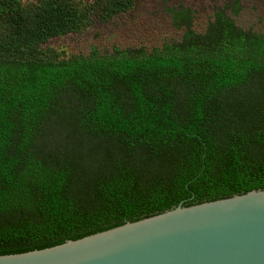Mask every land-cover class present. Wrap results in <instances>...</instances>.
Masks as SVG:
<instances>
[{
	"label": "trees",
	"instance_id": "16d2710c",
	"mask_svg": "<svg viewBox=\"0 0 264 264\" xmlns=\"http://www.w3.org/2000/svg\"><path fill=\"white\" fill-rule=\"evenodd\" d=\"M133 7L0 0V255L264 188V35L224 8H168L151 50L45 46Z\"/></svg>",
	"mask_w": 264,
	"mask_h": 264
},
{
	"label": "water",
	"instance_id": "95a60500",
	"mask_svg": "<svg viewBox=\"0 0 264 264\" xmlns=\"http://www.w3.org/2000/svg\"><path fill=\"white\" fill-rule=\"evenodd\" d=\"M0 264H264V188L175 207Z\"/></svg>",
	"mask_w": 264,
	"mask_h": 264
},
{
	"label": "rangeland",
	"instance_id": "374dc122",
	"mask_svg": "<svg viewBox=\"0 0 264 264\" xmlns=\"http://www.w3.org/2000/svg\"><path fill=\"white\" fill-rule=\"evenodd\" d=\"M233 0H134V7L115 16L108 22L95 20L85 31L51 38L45 46L63 51L65 56L75 53L88 54L92 45L100 51L142 46L148 50L162 46L165 42L179 40L184 28L172 24L168 8L184 5L194 10L193 28L202 32L211 20L216 8L235 18L244 28L264 35V0H239L237 15L231 10Z\"/></svg>",
	"mask_w": 264,
	"mask_h": 264
}]
</instances>
